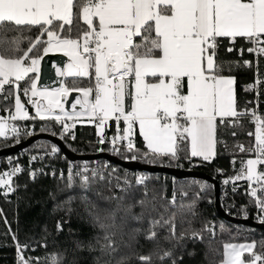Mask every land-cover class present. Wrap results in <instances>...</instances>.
I'll use <instances>...</instances> for the list:
<instances>
[{"label": "snow or ice", "instance_id": "6c2138e0", "mask_svg": "<svg viewBox=\"0 0 264 264\" xmlns=\"http://www.w3.org/2000/svg\"><path fill=\"white\" fill-rule=\"evenodd\" d=\"M77 19H82L87 28L77 29L79 34L73 37V23ZM34 27L40 35L30 41L27 49L19 46L17 38L7 36L8 31ZM45 35L47 40L42 39ZM137 37L140 42H136ZM237 37L252 45L249 52L264 56V0H0V43L11 41L16 45L13 51L22 52L6 56L0 50V95L6 85L15 93V113L0 118V137L7 138L9 131L15 137L20 135V129L9 121L52 119L68 132L78 118L86 116L98 122L100 143L105 142V124L116 121L118 134L110 142L115 153H120L121 147L128 152L134 150L132 136L138 125L153 156L178 159V153L184 150L182 145L187 144L191 157L211 162L217 128L224 124L237 126L240 117L250 115L255 130L249 133L254 136V146L248 151L256 158L248 159L234 179L249 181V194L264 214V171H257L258 165H264V116L247 108L238 109L235 78L224 74L231 67L226 68L217 59L220 38H228L234 44ZM37 45H43V55L38 54L41 49ZM51 52H62L71 60L59 72L61 76L89 77L94 69L95 87H77L73 81L72 87L62 84L53 91L38 90L41 60ZM244 63L250 66L249 61ZM30 73L36 76L23 89L24 95L31 93V97L47 102L45 105L40 100H29L36 108L34 117H30L19 95L18 82L29 78ZM73 91L81 95L72 104V112H68L58 98ZM77 105L80 111H76ZM68 120L73 121L71 126ZM121 121L125 125L122 130ZM238 147L245 150L243 145ZM57 151L52 148L53 153ZM19 171L13 168L12 172L0 175V188L6 190L5 194L14 190L11 177ZM144 179L138 177L137 184H143ZM82 180L87 188L89 177L84 175ZM172 199L174 202L175 195ZM174 219L175 214L170 220L161 217L163 223L151 221L147 238L154 239L155 228L168 224L174 235ZM260 219L264 222V215ZM255 247L254 243H226L222 264H257L264 260V254L255 253ZM245 252L251 255L250 260L242 258ZM141 260L147 262L150 257Z\"/></svg>", "mask_w": 264, "mask_h": 264}, {"label": "trees", "instance_id": "16d2710c", "mask_svg": "<svg viewBox=\"0 0 264 264\" xmlns=\"http://www.w3.org/2000/svg\"><path fill=\"white\" fill-rule=\"evenodd\" d=\"M86 28L87 25L77 19L71 35L75 37L79 34L77 29L82 31ZM38 35L40 31L35 27L7 32V36L17 38L22 49H27L30 41ZM42 39L46 40V36ZM135 40L140 42L139 37ZM251 46L242 37H237L234 44L228 38H220L217 49L218 61H223L226 68L231 67V71L226 70L224 74L235 78L238 109L252 98L249 85L254 79V68L243 65L244 61H252V54L248 51ZM15 47L11 41L0 43V50L6 56L22 55V52L13 51ZM42 47L37 45L41 49L39 55H43ZM229 47L233 51L229 52ZM90 71L92 75L87 78L64 79L63 84L72 87V82L76 81L77 87H92L93 70ZM257 72L260 79L259 111L264 116V58H259ZM31 77L35 74L31 73L29 78L18 82L20 99L24 104H27V98L23 89ZM10 92L12 89L6 85L0 95L1 116L6 110H12L14 92ZM16 124L33 125V133L24 132L7 139L0 137V150L36 133H55L53 136L60 138L66 148L76 154L106 152L123 161L136 160L147 165L199 171L218 182L224 176H236L244 161L252 157L248 152H240L238 147L251 144L248 137L250 127L247 125L219 126L215 156L209 162L191 157L187 144L182 145L184 150L178 153V159L153 156L138 134L135 135L132 152L121 147L120 153H115L107 140L99 142L94 124L74 126L70 131L73 136L61 133L59 123L52 119L36 118L17 121ZM109 125L106 134L114 131L112 122ZM53 147L56 146L48 140H37L27 150L50 152ZM56 154L61 156L59 150ZM110 170L109 178H89L87 188L83 187L82 178H72L71 187L67 178L44 175L33 179L20 178L15 201L0 197V264H16L14 240L27 245L24 256L28 264H56L57 260L58 264H220L226 243H254L253 251L264 254V230L221 219L214 209V192L210 183L201 179L177 180L165 174L142 173L144 183L137 184L134 172L111 164ZM259 171H264V165H259ZM239 185L237 190L226 196L220 195V207L234 218H241L245 211H252L255 206L247 182L239 180ZM142 200L144 204L140 203ZM173 214L174 235L170 230L171 224H168L155 228L154 239L147 238L151 221L161 220V217L170 220ZM101 224L105 226L101 227ZM141 257H150V261H143ZM258 264H264V260Z\"/></svg>", "mask_w": 264, "mask_h": 264}, {"label": "built area", "instance_id": "2783aa9c", "mask_svg": "<svg viewBox=\"0 0 264 264\" xmlns=\"http://www.w3.org/2000/svg\"><path fill=\"white\" fill-rule=\"evenodd\" d=\"M252 61L247 60L250 62V66L246 65L243 62V65L245 68H254V79L253 82L250 83L249 86L255 85V88L249 87V91L252 93V98L246 100L245 105L242 109L247 108L249 112L255 111L257 115L262 116L259 111V98H260V87L259 84H257V80L260 81L258 72H257V63L259 58H264V56H257L255 53H252ZM264 82V79H263ZM95 87V81L94 86ZM95 93H93L94 96ZM10 111L6 110L4 112L3 118H8ZM113 122H116L115 120H112ZM10 124H15L20 129L21 133H28L32 134L34 127L33 125H17L15 121H9ZM229 125V124H228ZM241 125H247L250 127V130L248 131V137L251 139V144L249 147L244 146V151L240 150V152H248L252 155V158H256L255 154L253 152H249L248 149L253 148L254 146V136H250V132H254L255 130V123L253 120V117L250 115H246L239 118V123L237 126ZM60 131H64L62 125L59 123ZM41 128V126H39ZM108 131V130H107ZM106 131V132H107ZM104 133L105 140H107L109 143L111 142L112 138L115 137L118 133H110L106 134ZM66 134H70L73 136V132H67ZM13 136L12 133H7V138ZM4 139H7L5 137H2ZM134 141V140H133ZM126 143V142H124ZM111 145V143H110ZM135 145V141H134ZM118 146H120L118 144ZM13 168H19L20 171L16 172L11 177V184L13 187V191L5 194V189L0 188V197H3L9 201H15L17 197V183L22 177H26L28 179H33L36 176L44 175L48 176L50 178H67L69 179V174L71 170V179L72 178H82L84 175H87L89 178H103L111 175L110 170V164L108 162L104 163H98L97 160L95 161H71L69 160L63 153H61V156L59 157L56 152L53 153L52 151H41V152H31L27 150V148L22 149L14 154H9L5 156L0 157V175H2L5 172H12ZM79 173V175L77 174ZM95 173V175H94ZM135 180L137 181L138 177H144L141 172H134ZM111 177V176H110ZM236 176H224L220 179L219 185H220V195L223 197L226 196L228 193L233 192L239 188V180L234 179ZM5 179H8V177H5ZM225 180H228V183H225ZM247 186L249 188L250 193V183L247 182ZM251 196V195H250ZM253 199L255 206L254 210L252 211H245L243 215L241 216L242 219H250L252 221L258 222V223H264L261 221L260 217L264 214H262L259 210V208L256 205L255 199L251 196ZM17 245H20L21 247L18 249ZM26 246V247H24ZM14 248H15V263L20 264L21 256L24 258V251L27 249V245L23 243H19L16 240H14ZM25 259V258H24Z\"/></svg>", "mask_w": 264, "mask_h": 264}, {"label": "water", "instance_id": "95a60500", "mask_svg": "<svg viewBox=\"0 0 264 264\" xmlns=\"http://www.w3.org/2000/svg\"><path fill=\"white\" fill-rule=\"evenodd\" d=\"M71 63L68 58L60 53H49L43 56L39 66V80L37 81V88L44 90L48 89L50 91L56 90L61 87L64 79H74L78 77H65L59 75V72L66 69L67 65ZM80 97V93L73 91L67 97H61V102L64 108L68 112H72V104L75 103L76 99ZM40 103L45 104L43 100ZM31 111V110H30ZM76 111H80V106H76ZM37 140H48L56 146V148L63 153L71 161H95L104 160L111 165L119 166L127 171L141 172V173H160L171 176L174 179H201L213 186L214 192V209L216 214L223 220L237 225H242L254 229L264 230V223H258L250 219L234 218L229 216L220 207V185L219 182L212 176L195 171V170H185L176 169L164 166L147 165L136 160L123 161L111 153L99 152L94 154H76L66 148L62 140L56 136L50 135L48 133H36L29 136L24 141L17 143L14 146L0 150V157L17 153L18 151L27 148L33 142Z\"/></svg>", "mask_w": 264, "mask_h": 264}, {"label": "crops", "instance_id": "0c3cea01", "mask_svg": "<svg viewBox=\"0 0 264 264\" xmlns=\"http://www.w3.org/2000/svg\"><path fill=\"white\" fill-rule=\"evenodd\" d=\"M82 20V19H81ZM47 37V36H46ZM51 53H60V54H63L62 52H51ZM64 55V54H63ZM67 57V56H66ZM68 58V60H70V58L69 57H67ZM71 61V60H70ZM93 70V86H94V81H95V78H94V69H92ZM31 74V73H30ZM33 74H36V73H33ZM79 78H87V77H79ZM26 98H27V96H26ZM128 103V101H126V104ZM46 105V104H45ZM11 112V111H10ZM31 112L33 113V111H32V109H31ZM1 116V115H0ZM1 117H3V116H1ZM17 121H15V123H16ZM110 122H112V126H113V129H114V133H118V129H117V124H116V122H113L112 120H110V121H108L107 123H106V125H105V127H104V131H103V135H104V133L109 129V124H110ZM97 123L98 122H93V121H90L89 120V118L88 117H86V116H84V117H80V120L78 121V122H76L75 123V126L76 125H78V124H94L95 126H96V134H97ZM119 127H120V129L122 130L124 127H125V125L123 124V122L121 121L120 122V125H119ZM119 134H122V131L119 133ZM136 134H138L139 136H140V138L142 139V141H143V143H144V146L146 147V145H145V141L143 140V137L140 135V133H139V128H138V125L135 127V129H134V134H133V136H132V139L134 140V138H135V135ZM99 137V136H98ZM100 138V137H99ZM189 146V145H188ZM147 149V148H146ZM148 150V149H147ZM149 151V150H148ZM215 152H216V148H215ZM189 154H190V146H189ZM196 158H200V157H196ZM252 158V157H251ZM251 158H248V159H251ZM200 159H202V158H200ZM213 159V158H212ZM248 159H246L245 161H244V163L241 165V167L239 168V170H238V172L236 173V176H238V175H240L241 174V169H242V167L246 164V161L248 160ZM203 160V159H202ZM205 161V160H204ZM245 171H246V168H245ZM257 171L258 172H260L259 171V165L257 166ZM238 180H240V181H245V182H249V181H247L246 179H244V178H241V179H238ZM244 255H245V253H244Z\"/></svg>", "mask_w": 264, "mask_h": 264}, {"label": "rangeland", "instance_id": "374dc122", "mask_svg": "<svg viewBox=\"0 0 264 264\" xmlns=\"http://www.w3.org/2000/svg\"><path fill=\"white\" fill-rule=\"evenodd\" d=\"M45 36H46V35H45ZM46 40H47V37H46ZM35 76H36V74H35ZM62 84H63V82H62ZM62 84H61V86H62ZM63 85H64V84H63ZM92 87H93V86H92ZM37 89H38V88H37ZM38 90H41V89H38ZM49 91H50V90H49ZM14 95H15V93H14ZM80 95H81V94H80ZM30 99H31V100H40V98H39V97H31V93H29L28 96H27V104H24V103L21 101V103L24 104L25 108L28 110L29 115H31L30 110L32 109V111H33V113H32L33 115H32V116L34 117V116H36V108L33 106L32 103L29 102ZM58 99L61 101V97H59ZM43 101H44V100H43ZM44 103L46 104L47 102L44 101ZM11 113H12V114L15 113L14 98H13V106H12ZM0 118H3V117L0 116ZM38 119H39V118H38ZM79 120H80V118H78V119L75 121V123L78 122ZM67 123L71 126V125L73 124V121H72V120H68ZM105 125H106V124H105ZM104 127H105V126H104ZM72 129H73V127H70L69 131H72ZM69 131H68V132H69ZM9 132H10V131H9ZM10 133H11V132H10ZM61 133L66 134L67 132L61 131ZM97 136L100 137V135L98 134V128H97ZM235 244H251V243H235ZM24 258H25V256H24ZM242 258L245 259V260H250V259H251V255H250L248 252H245V255H243ZM224 259H225V256L223 257V260H224ZM223 260L221 261L220 264H222ZM25 261H26V259H24L23 261H21L20 264H24ZM257 264H258V262H257Z\"/></svg>", "mask_w": 264, "mask_h": 264}]
</instances>
